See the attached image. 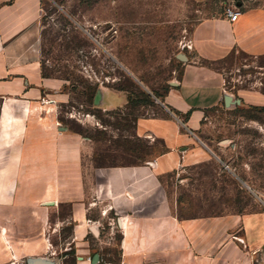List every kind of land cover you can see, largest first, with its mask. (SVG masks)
<instances>
[{
    "label": "crops",
    "instance_id": "obj_1",
    "mask_svg": "<svg viewBox=\"0 0 264 264\" xmlns=\"http://www.w3.org/2000/svg\"><path fill=\"white\" fill-rule=\"evenodd\" d=\"M196 1L215 8L194 26L191 60L161 98L167 115L136 123L139 137L160 140L165 151L88 176L84 157L93 145L59 122L55 106L65 102V81L44 75V0H0V245L42 257L44 230L50 226V237L60 238L69 224L71 234L59 240L73 264H101L103 222L114 213L108 230L121 234L119 264H264V212L180 218L162 185L165 175L204 156L198 132L226 95L264 107L263 91L232 93L214 68L237 54L264 58V0ZM231 1L240 14L235 22L223 7ZM105 90V107H114V92ZM7 258L0 253V263Z\"/></svg>",
    "mask_w": 264,
    "mask_h": 264
},
{
    "label": "rangeland",
    "instance_id": "obj_2",
    "mask_svg": "<svg viewBox=\"0 0 264 264\" xmlns=\"http://www.w3.org/2000/svg\"><path fill=\"white\" fill-rule=\"evenodd\" d=\"M232 5L233 1L223 7ZM43 6L44 75L65 81V102L55 106L59 122L93 145V155L84 157L86 174L92 176L94 168L102 166H128L138 158L144 163L162 154L160 140L136 134L137 120L167 115L161 98L180 79L191 58V32L214 4L44 0ZM214 68L232 93L242 88L264 92V58L237 54ZM100 87L114 92L109 96L114 107L93 106ZM198 136L204 156L162 178L176 214L194 218L264 212V108L227 107L224 102L206 112ZM68 215L69 208L62 209L63 218ZM109 218L112 221L104 220L102 226L106 243L101 264H119L121 234L108 230L117 215ZM49 227L44 230L46 244L38 248L42 257L4 244L0 253L6 250L8 258L0 264H27L32 258L73 264L70 247L59 240L71 234L72 226L68 224L60 238L50 237Z\"/></svg>",
    "mask_w": 264,
    "mask_h": 264
},
{
    "label": "water",
    "instance_id": "obj_3",
    "mask_svg": "<svg viewBox=\"0 0 264 264\" xmlns=\"http://www.w3.org/2000/svg\"><path fill=\"white\" fill-rule=\"evenodd\" d=\"M105 97H106V90L105 88L100 87L94 99V107L104 108L106 106L105 101H104ZM224 102L227 107H230L232 105H241V101L239 99L234 101L233 97L230 95H226ZM97 261H98V257L95 258L94 262H97ZM27 264H50V263L41 258H32L27 261Z\"/></svg>",
    "mask_w": 264,
    "mask_h": 264
},
{
    "label": "built area",
    "instance_id": "obj_4",
    "mask_svg": "<svg viewBox=\"0 0 264 264\" xmlns=\"http://www.w3.org/2000/svg\"><path fill=\"white\" fill-rule=\"evenodd\" d=\"M239 13L235 12L233 9L231 8H226L225 9V16L231 21V22H235L238 17H239Z\"/></svg>",
    "mask_w": 264,
    "mask_h": 264
},
{
    "label": "trees",
    "instance_id": "obj_5",
    "mask_svg": "<svg viewBox=\"0 0 264 264\" xmlns=\"http://www.w3.org/2000/svg\"><path fill=\"white\" fill-rule=\"evenodd\" d=\"M99 89V88H98ZM98 89L96 90V92H95V95H94V98H93V106H94V99H95V96H96V93H97V91H98ZM264 108V107H263ZM189 117V114L186 116V119ZM138 161L139 162H134V163H132L131 165H135V164H141V163H143V161L140 159V158H138ZM102 167H105V166H102ZM107 167H116L115 165H112V166H107Z\"/></svg>",
    "mask_w": 264,
    "mask_h": 264
}]
</instances>
